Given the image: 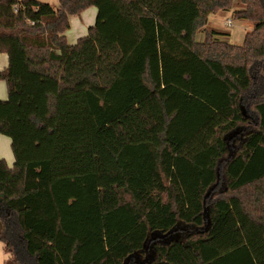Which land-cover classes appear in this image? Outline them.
Returning <instances> with one entry per match:
<instances>
[{"label": "trees", "instance_id": "obj_1", "mask_svg": "<svg viewBox=\"0 0 264 264\" xmlns=\"http://www.w3.org/2000/svg\"><path fill=\"white\" fill-rule=\"evenodd\" d=\"M0 54L4 264H264V0H0Z\"/></svg>", "mask_w": 264, "mask_h": 264}, {"label": "crops", "instance_id": "obj_2", "mask_svg": "<svg viewBox=\"0 0 264 264\" xmlns=\"http://www.w3.org/2000/svg\"><path fill=\"white\" fill-rule=\"evenodd\" d=\"M39 1L45 2L47 0H39ZM95 17H96V9H94V7L87 8L79 16L71 17L69 21L70 22L69 31L65 33L67 42L69 44H74L78 38L85 36L87 34L88 28L94 24ZM223 25H225V22L223 23ZM229 40L231 41V35L229 36ZM6 65H7V56L5 54H0V70L5 68ZM2 83L4 82H0V99H5L6 87L5 84L2 85ZM6 142L7 141L4 139L0 140V146L3 149V153L0 154L1 155L0 157L5 160L7 165L12 166L13 155L12 153L10 154L8 152V148H6ZM181 233H182L181 230L176 229L174 232L170 233L169 236H165L161 238L164 240L178 238L180 237ZM151 243H149L147 246L148 258L150 257V254H152ZM0 245L3 244L0 242ZM6 259H7V255L5 254L4 249L2 247L0 248V264H4V261Z\"/></svg>", "mask_w": 264, "mask_h": 264}, {"label": "rangeland", "instance_id": "obj_3", "mask_svg": "<svg viewBox=\"0 0 264 264\" xmlns=\"http://www.w3.org/2000/svg\"><path fill=\"white\" fill-rule=\"evenodd\" d=\"M45 2L49 3L51 5H55V6L57 5V0H47ZM224 22H225V25H223ZM226 23H230V27H227ZM206 28L207 29H216L219 32L229 33L231 35V41L230 42H232L233 44L239 45L242 43L244 34L251 30L252 25L248 22L233 20L230 16V12L225 11V12H219L217 15L210 16L209 21H208V25L206 26ZM2 85H4V83H2ZM4 90H5V88H4ZM5 99H6V94H5ZM0 100H3V99H0ZM2 139L7 141L6 142V148H8V152L11 154V152H10V139L5 137V136L0 135V140H2ZM4 151H5V149H4ZM2 153H3V149L0 146V154H2Z\"/></svg>", "mask_w": 264, "mask_h": 264}, {"label": "built area", "instance_id": "obj_4", "mask_svg": "<svg viewBox=\"0 0 264 264\" xmlns=\"http://www.w3.org/2000/svg\"><path fill=\"white\" fill-rule=\"evenodd\" d=\"M226 26H227V27H230V23H226Z\"/></svg>", "mask_w": 264, "mask_h": 264}, {"label": "clouds", "instance_id": "obj_5", "mask_svg": "<svg viewBox=\"0 0 264 264\" xmlns=\"http://www.w3.org/2000/svg\"><path fill=\"white\" fill-rule=\"evenodd\" d=\"M3 247V245H0V248H2Z\"/></svg>", "mask_w": 264, "mask_h": 264}]
</instances>
